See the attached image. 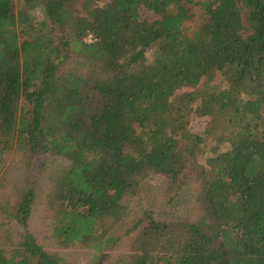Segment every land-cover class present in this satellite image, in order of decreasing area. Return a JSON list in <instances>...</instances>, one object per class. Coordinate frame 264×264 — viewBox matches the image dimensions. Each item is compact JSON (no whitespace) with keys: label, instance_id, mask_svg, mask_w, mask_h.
Segmentation results:
<instances>
[{"label":"trees","instance_id":"16d2710c","mask_svg":"<svg viewBox=\"0 0 264 264\" xmlns=\"http://www.w3.org/2000/svg\"><path fill=\"white\" fill-rule=\"evenodd\" d=\"M14 1L0 0V264H75L29 228L50 157L66 162L45 193L57 249L264 264V0ZM186 194L194 208L174 213Z\"/></svg>","mask_w":264,"mask_h":264},{"label":"rangeland","instance_id":"374dc122","mask_svg":"<svg viewBox=\"0 0 264 264\" xmlns=\"http://www.w3.org/2000/svg\"><path fill=\"white\" fill-rule=\"evenodd\" d=\"M196 3H202L206 0H194ZM18 2L14 1V7L17 8ZM16 10V9H15ZM192 12L194 14V24L199 26L203 23L204 15L201 12V8L199 6L192 7ZM34 16L37 21L41 20V15L39 12H35ZM151 53H148L150 57ZM84 73V70H82ZM204 80L201 81V84ZM214 85H220V76L216 75L215 78L211 81ZM184 90L178 91L177 94ZM206 124V120L204 118H199L196 115H191L189 117V129L193 133H200L203 131ZM227 146H221V149L226 148ZM13 155L10 154L7 158L8 164L13 159ZM18 161V158H16ZM205 156H203L200 161L204 162ZM66 166V162L60 157H50L46 162V166L43 172V177L40 180V185L38 188L37 199L33 207V212L30 220L29 228L32 233L37 237V239L44 246L49 248L51 251L58 252L61 256H63L67 261L73 262L75 264H87L91 257V251L83 246H75L73 248L64 250L57 249L56 243L51 236V215L45 205V193L49 186V177L54 175L55 173L60 172ZM159 182V177L155 176L149 178L146 186H143V191L141 192L143 198H147L149 192L151 190V186L157 185ZM148 201V200H147ZM194 208V198L191 194H186L183 196L182 201L174 207V213L184 215L190 212Z\"/></svg>","mask_w":264,"mask_h":264}]
</instances>
